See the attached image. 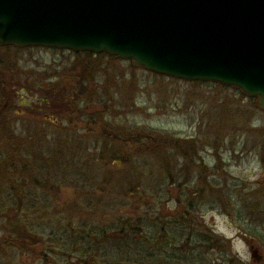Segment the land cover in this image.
Segmentation results:
<instances>
[{
  "label": "rangeland",
  "instance_id": "obj_1",
  "mask_svg": "<svg viewBox=\"0 0 264 264\" xmlns=\"http://www.w3.org/2000/svg\"><path fill=\"white\" fill-rule=\"evenodd\" d=\"M77 53L39 46L0 48V121L8 115L33 132V116L47 114L64 126L65 119L52 110L56 108L53 101L49 100L52 109L37 104L45 91L31 89L32 85L43 89L46 85H64L68 94L79 93L86 85L88 91L84 94L91 95L94 104L100 101L98 105L83 103L78 106L83 114H73L77 117L75 131L66 134L79 137L68 140L67 147H63V165L80 170L81 179L89 167L90 175L101 184L95 183L90 189L92 183L88 181L80 190L68 180L65 185L51 188L49 211L47 207L37 211L36 203L32 220L37 233L52 246L45 242L23 252L13 247L2 250L4 246L0 245V264H55L54 260L56 264H113L114 250L105 248L109 245L104 242L109 237L102 239L101 233H109L119 218L130 220L136 227H150L155 221L167 224L177 218L184 223L186 233L219 237L228 250H209L204 264H228L222 261L223 253L232 264H264V110L257 105V98L232 86L158 75L136 67L131 60L108 54L97 57L90 66L83 60L73 65ZM117 85L122 87L121 94ZM87 113L93 119L96 113L102 114L106 122L93 125L85 120ZM20 123L19 130L12 126L14 136L22 129ZM86 124H91L90 128ZM45 128L60 135V142H64L58 128ZM113 129L129 131L130 136L138 131L133 140H138L140 146L157 145L160 152L144 154L143 147L133 145V141L123 146V141H115V145L99 139L103 130L112 133ZM144 133L152 139L143 138ZM3 145L0 152L6 158V147L15 148L14 139L5 138ZM17 151L15 165L26 162L22 154L27 151L21 145ZM27 177L23 172L21 180ZM34 178L41 187L42 179ZM5 184L0 179L1 203L7 207L14 196L6 195L9 188ZM35 191L38 198L45 195L42 187ZM229 195L233 196L231 205L224 203ZM189 197L197 207L186 212L185 200ZM252 207L256 209L252 211ZM8 215L11 218L13 213ZM87 229L100 234L94 240L86 238L92 246L81 256L72 241L77 235H86ZM177 230L175 237L181 231ZM5 239L6 234L0 231V244Z\"/></svg>",
  "mask_w": 264,
  "mask_h": 264
},
{
  "label": "water",
  "instance_id": "obj_2",
  "mask_svg": "<svg viewBox=\"0 0 264 264\" xmlns=\"http://www.w3.org/2000/svg\"><path fill=\"white\" fill-rule=\"evenodd\" d=\"M128 59L238 88L264 110V0H0V47Z\"/></svg>",
  "mask_w": 264,
  "mask_h": 264
},
{
  "label": "trees",
  "instance_id": "obj_3",
  "mask_svg": "<svg viewBox=\"0 0 264 264\" xmlns=\"http://www.w3.org/2000/svg\"><path fill=\"white\" fill-rule=\"evenodd\" d=\"M102 55L105 54H99L95 56L91 53L79 52L77 53L76 59L73 61V65L77 64L78 62L80 63L81 60H83L86 61L90 66L91 62H94L95 59H98L97 57H101ZM78 58L81 59L78 60ZM109 58L115 61L118 60V58L116 57ZM61 83L65 82L61 81ZM32 86L31 89L45 91V93H43L38 99L37 104L39 106L43 104L46 107L49 105V100L53 101L54 104L52 105H54L56 108L52 109L50 105L48 107L54 110L56 116L64 118V121H66L67 123L76 121L74 119H77V117H75L73 114H83V112L78 109L79 105L81 106L83 103L90 105L100 104L99 100L98 104H94V99L91 97V95L87 96L86 94H84L87 90L86 85H83V88L80 89L79 93L70 94L67 93L66 88H63L64 85H46L47 89H43V87L40 85H37L35 87ZM59 86H61L62 88H60ZM117 90L120 93L122 87L120 85H117ZM112 100H114V98H112ZM102 102L103 101H101V103ZM121 102L122 101H118V103ZM85 120H87L88 122H92L93 125H96V123L98 122H106L105 116H103L102 114L99 115V113H96V119H93V115H91V113H87V117ZM0 124V151L4 148L3 140L5 138L14 139L15 147L14 149H9L8 147H6V158H4L3 154L0 152V179H2L4 183L6 182L5 185L7 188H9L6 195L14 196L10 198L11 200H9L13 201V203L9 204V206L7 207L1 203L2 198L0 197V231L6 234V239L5 241H3L6 245L4 247V250L13 247L25 252L29 247L45 244V242L48 245L52 246L48 243V241H44L43 236L40 233H37L36 225L32 220L35 214V212H32L33 210H35L34 205L36 206V203L39 204V206H37V211L44 210V208L46 207L48 210L49 206L47 202L49 201V190L56 186L67 184L68 180L70 182H73L71 185L75 186L74 188H79L80 190H84L83 183L85 182L89 183L91 181L90 183L92 184L89 185L90 189L95 188L92 187L93 185H95V183L98 184L97 186H100L101 184L99 185V182L93 179L94 176L90 175L89 167L86 171V174H82V176L86 175V177H83V179H81L79 178L81 173H78L80 172V170H78L77 172L75 168H69V164L63 165V163L66 162L64 156V151L66 150H64L63 147H67L68 140L70 141L75 137L67 136L64 133L66 130H68L66 127H56L58 128L57 133L63 135L64 142L61 143L60 137H58L60 135L56 133L51 137H46L45 139L40 137H32L23 138L21 141L18 136H14L13 134H11L12 123L11 121H7V116H4V120L0 121ZM86 125H88V127L90 128L91 124ZM110 131L111 130H103L101 134L102 137L100 138L98 136L99 139H102L104 143H113L115 145V141H123V146H125V144H127L129 141H133V145L143 147L142 153L144 154L149 153L151 155H154L157 154L158 151L160 152V149L157 145L149 144L151 146L149 147L148 144H146V148V145L141 144L142 146H140L137 143L138 140H133L134 135H139V133L137 134L138 131H135L132 136H130L129 131L126 130L117 131L113 129L112 133ZM144 134L145 135L143 136V138L150 137L152 139V136L147 135L149 133ZM160 135L156 134L155 136ZM158 139L159 141L161 140V138L157 137L156 140ZM159 141H157L158 145L160 144ZM19 145L23 146L22 148L27 151L25 154H22V158L26 161L22 162V167L20 165V162H16V165L14 163V160H16V155L18 153L17 148L19 147ZM170 155L171 154L168 152L169 157ZM59 159H61V161L57 163ZM167 160L169 159H166V161ZM27 167L31 168L28 169ZM40 167H42V170ZM9 170H11V172H9ZM18 171L19 174L17 175ZM4 172L5 174H3ZM23 172L27 173L28 177L24 180H21L20 178H23ZM6 173L10 174V176ZM32 174L35 176V181H40L42 179L43 185L41 186V192H44L45 195L41 197V192L39 191L40 193H38V195H40V198L37 197V192L35 190H40L41 187L36 185L31 179L33 177ZM3 175H6L7 177H2ZM28 181H31L33 183H29ZM47 182H52L54 185H49ZM27 190H29L30 192ZM93 194V192H90L89 195ZM30 195L33 196L30 197ZM228 197L229 198H225L224 203L227 202L231 205L230 199L232 200L233 196L229 195ZM196 207L197 203L194 199L189 197V199L185 200L184 210L186 212L195 210ZM255 209V207L251 208L252 211ZM10 212L13 213L11 218L8 215ZM36 213L38 214V212ZM119 219L121 220H119L118 224L113 225V228L109 233H101L102 239H104L105 237H109V239L104 242H108L106 244L109 245L105 248H110L112 251L114 250L115 258L113 260V264L117 262H123L125 264H204L205 253L209 250H217L220 253L224 252L225 249L228 250V247H226L225 243H223L219 237L213 234L205 235L201 232L193 233L190 231L186 233L183 227L184 223L182 221H177V218L174 219V222H172V220L167 224H163L160 221H155L150 225V227H136V224H130V220L128 221L122 218ZM184 219L185 217L182 216L181 220ZM177 229H181V231H179V236L175 237V235L178 234ZM134 230H136L137 233L132 234ZM87 232L88 233L86 235H77L72 241V244L77 247L76 250L81 256L84 251H88L92 246V241L89 242L86 238H91V240H94L97 237L96 235L100 234L93 233V229H87ZM92 235H94L95 237ZM104 242H102V244H105ZM65 244H67V242H64V245ZM221 258L223 262L226 261L228 264H232V259L230 257L227 258L226 253H223V255L221 254ZM224 258H226V260ZM54 263L56 264L55 260Z\"/></svg>",
  "mask_w": 264,
  "mask_h": 264
},
{
  "label": "flooded vegetation",
  "instance_id": "obj_4",
  "mask_svg": "<svg viewBox=\"0 0 264 264\" xmlns=\"http://www.w3.org/2000/svg\"><path fill=\"white\" fill-rule=\"evenodd\" d=\"M87 53H90V52H87ZM93 55H95L94 53H91ZM10 117V116H9ZM33 119L36 121V127L33 128V132L30 131V128L28 127H24L25 124L22 122V121H19L17 122L16 120H11L8 118V115H7V121H13L11 122L12 123V126H16L19 130V126H18V123L22 124V129H20V131H18V134L16 133V135L19 137V139H22L23 138H32V137H40V138H46V137H51L54 133H49V129L48 128H45L46 126L48 125H52L53 127H61V122L55 118H53L51 115H47V114H44V115H41V116H37V115H34L33 116ZM31 119V121L33 120ZM41 120L42 122H39ZM46 122V123H45ZM64 123V126L63 127H66L68 130H66L64 133L66 134V132H71V131H75V122L76 121H73L72 123H67L66 121H62ZM45 123V124H44ZM17 132V131H15ZM55 132V131H54ZM51 135V136H50ZM67 136H76V137H79L77 136V134H72V133H69V134H66ZM23 147V146H22ZM21 167H22V163H20ZM28 169H30L31 167H27ZM21 179V178H20ZM19 184H20V180H19ZM32 189V188H30ZM29 191V190H27ZM30 192V191H29ZM33 195H30V197H32ZM1 246H6L5 243H1L0 244ZM4 247H1L2 250H4Z\"/></svg>",
  "mask_w": 264,
  "mask_h": 264
}]
</instances>
